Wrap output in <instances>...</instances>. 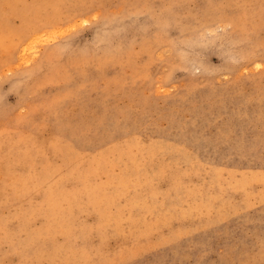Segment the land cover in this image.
<instances>
[{
    "label": "rangeland",
    "instance_id": "1",
    "mask_svg": "<svg viewBox=\"0 0 264 264\" xmlns=\"http://www.w3.org/2000/svg\"><path fill=\"white\" fill-rule=\"evenodd\" d=\"M0 264H264V0H0Z\"/></svg>",
    "mask_w": 264,
    "mask_h": 264
},
{
    "label": "bare ground",
    "instance_id": "2",
    "mask_svg": "<svg viewBox=\"0 0 264 264\" xmlns=\"http://www.w3.org/2000/svg\"><path fill=\"white\" fill-rule=\"evenodd\" d=\"M18 64V63H17Z\"/></svg>",
    "mask_w": 264,
    "mask_h": 264
}]
</instances>
